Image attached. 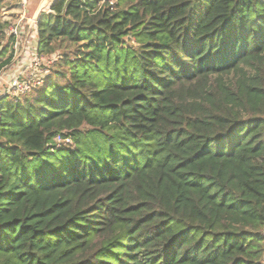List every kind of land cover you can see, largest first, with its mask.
Here are the masks:
<instances>
[{
	"label": "trees",
	"instance_id": "1",
	"mask_svg": "<svg viewBox=\"0 0 264 264\" xmlns=\"http://www.w3.org/2000/svg\"><path fill=\"white\" fill-rule=\"evenodd\" d=\"M32 41L56 57L0 96V264H264V0H55Z\"/></svg>",
	"mask_w": 264,
	"mask_h": 264
},
{
	"label": "built area",
	"instance_id": "2",
	"mask_svg": "<svg viewBox=\"0 0 264 264\" xmlns=\"http://www.w3.org/2000/svg\"><path fill=\"white\" fill-rule=\"evenodd\" d=\"M19 6L21 8V16L19 21L15 25H10L6 31V37H13L15 44L13 47V61L9 67V71L13 68L14 73L6 81V92L4 95L10 98H19L22 95L30 92L32 89L39 87L43 84L45 78L48 76V69H41L40 63H51L55 60V55L53 56H40L35 52L27 51V46L25 40L21 39V32L24 28L26 21L30 25V28L35 27L36 20H30L26 18L28 13V5L30 0H18ZM30 55L26 56V53ZM31 57H33L31 59ZM53 61L51 62V60ZM48 66V65H47ZM7 71H2L0 73V78L2 74H6ZM56 147L68 146L72 144L70 137H63L58 135L53 140ZM264 235V232H263Z\"/></svg>",
	"mask_w": 264,
	"mask_h": 264
},
{
	"label": "rangeland",
	"instance_id": "3",
	"mask_svg": "<svg viewBox=\"0 0 264 264\" xmlns=\"http://www.w3.org/2000/svg\"><path fill=\"white\" fill-rule=\"evenodd\" d=\"M43 1L44 0H30L29 1L28 13L26 15V18L29 19L30 22H31V20H35L34 19V16H35L34 12H36L38 10V8L41 6ZM29 26L30 25L26 21V23L24 24V28H23V30L21 32V39L25 40V44H26L27 48H30L32 46L33 42H34V41H32L34 30H33V28H30ZM32 58L33 57H31V59ZM52 61H53V59L51 60V62ZM51 66H52V64L48 63V62L40 63V68L41 69H48L49 70ZM8 70H5V71H8ZM6 81H7L6 74H2V77L0 78V96H3L5 94V92H6V88H7Z\"/></svg>",
	"mask_w": 264,
	"mask_h": 264
},
{
	"label": "water",
	"instance_id": "4",
	"mask_svg": "<svg viewBox=\"0 0 264 264\" xmlns=\"http://www.w3.org/2000/svg\"><path fill=\"white\" fill-rule=\"evenodd\" d=\"M53 1L55 0H44L41 4V6L38 8L37 12H36V15L34 16V19L36 20L37 19V15H39V13L44 10V8L48 7V5H50V3H52Z\"/></svg>",
	"mask_w": 264,
	"mask_h": 264
},
{
	"label": "crops",
	"instance_id": "5",
	"mask_svg": "<svg viewBox=\"0 0 264 264\" xmlns=\"http://www.w3.org/2000/svg\"><path fill=\"white\" fill-rule=\"evenodd\" d=\"M36 12H37V11H36ZM36 12H34V15H36ZM37 16H38V15H37ZM28 50H30L31 52H33V50H32L31 48H28L27 51H28ZM30 51H29V53H28V52L26 53V56H29V55L31 54ZM14 71H15V70H14L13 68H11L10 71H9V70L7 71V73H6V77H7V79H8V78L14 73Z\"/></svg>",
	"mask_w": 264,
	"mask_h": 264
}]
</instances>
